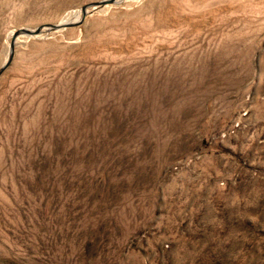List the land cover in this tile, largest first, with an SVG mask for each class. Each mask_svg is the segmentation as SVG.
I'll list each match as a JSON object with an SVG mask.
<instances>
[{"label": "rangeland", "instance_id": "obj_1", "mask_svg": "<svg viewBox=\"0 0 264 264\" xmlns=\"http://www.w3.org/2000/svg\"><path fill=\"white\" fill-rule=\"evenodd\" d=\"M95 1L0 0V67ZM87 9L0 75V264H264V0Z\"/></svg>", "mask_w": 264, "mask_h": 264}, {"label": "water", "instance_id": "obj_2", "mask_svg": "<svg viewBox=\"0 0 264 264\" xmlns=\"http://www.w3.org/2000/svg\"><path fill=\"white\" fill-rule=\"evenodd\" d=\"M119 0H99L92 3H89L87 5H84L81 7V17L75 21L72 19L65 20V21H59L57 23H44L40 24L38 26H35L33 28L28 27H21V29L16 30V32L13 33L11 38V43L9 46V52H8V58L4 62V64L0 67V75L5 71L6 67L10 64L12 58H13V51L15 47V41L18 36L24 35L28 37H36L40 35H45L50 32L62 30L64 28L73 27L76 25H79L83 18L85 17L86 13L89 12L87 8L92 7L93 9L103 7L105 5L115 3Z\"/></svg>", "mask_w": 264, "mask_h": 264}, {"label": "bare ground", "instance_id": "obj_3", "mask_svg": "<svg viewBox=\"0 0 264 264\" xmlns=\"http://www.w3.org/2000/svg\"><path fill=\"white\" fill-rule=\"evenodd\" d=\"M80 13H81V9L78 11V13H77V15L75 16V18L74 19H76V18H80L81 17V15H80ZM78 18V19H79ZM65 20H69V18H64V19H62L61 21H65ZM77 20V19H76ZM73 21H75V20H73Z\"/></svg>", "mask_w": 264, "mask_h": 264}]
</instances>
